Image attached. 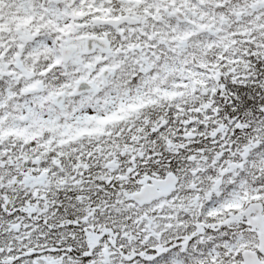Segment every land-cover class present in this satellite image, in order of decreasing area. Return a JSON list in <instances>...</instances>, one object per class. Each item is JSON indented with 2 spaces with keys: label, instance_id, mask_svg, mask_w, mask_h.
<instances>
[{
  "label": "snow or ice",
  "instance_id": "1",
  "mask_svg": "<svg viewBox=\"0 0 264 264\" xmlns=\"http://www.w3.org/2000/svg\"><path fill=\"white\" fill-rule=\"evenodd\" d=\"M0 264H264V0H0Z\"/></svg>",
  "mask_w": 264,
  "mask_h": 264
}]
</instances>
